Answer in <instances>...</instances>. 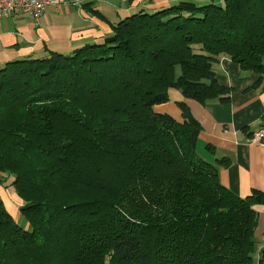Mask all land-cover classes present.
<instances>
[{"label": "trees", "instance_id": "1", "mask_svg": "<svg viewBox=\"0 0 264 264\" xmlns=\"http://www.w3.org/2000/svg\"><path fill=\"white\" fill-rule=\"evenodd\" d=\"M223 57L264 75V0H182L0 67V176L23 201L21 223L0 198V264H264V192L219 182L185 103L182 120L154 110L170 88L228 100Z\"/></svg>", "mask_w": 264, "mask_h": 264}, {"label": "crops", "instance_id": "2", "mask_svg": "<svg viewBox=\"0 0 264 264\" xmlns=\"http://www.w3.org/2000/svg\"><path fill=\"white\" fill-rule=\"evenodd\" d=\"M43 14L33 18L14 12L0 19V67L7 62L43 58L51 52L69 54L86 44L101 42L120 19L139 11L153 12L182 0H58ZM207 4L211 0H189ZM215 78L231 88L228 100L217 98L200 103L170 88L167 100L154 105L182 120L185 103L201 130L197 135L198 156L215 165L219 182L239 197L253 189L264 192V145L249 141L252 133L264 127V75L242 70L228 57L215 64ZM0 198L16 221H21L22 199L9 180L0 176ZM255 263L264 256V203L254 206ZM27 226V224H24Z\"/></svg>", "mask_w": 264, "mask_h": 264}, {"label": "built area", "instance_id": "3", "mask_svg": "<svg viewBox=\"0 0 264 264\" xmlns=\"http://www.w3.org/2000/svg\"><path fill=\"white\" fill-rule=\"evenodd\" d=\"M58 0H0V19L8 17L14 12L25 13L33 18L40 17L49 4H58ZM250 142L264 145V127L252 133Z\"/></svg>", "mask_w": 264, "mask_h": 264}, {"label": "rangeland", "instance_id": "4", "mask_svg": "<svg viewBox=\"0 0 264 264\" xmlns=\"http://www.w3.org/2000/svg\"><path fill=\"white\" fill-rule=\"evenodd\" d=\"M0 175H1V176H4V173H0ZM21 223H22V221H21ZM253 261H254V260H253Z\"/></svg>", "mask_w": 264, "mask_h": 264}]
</instances>
